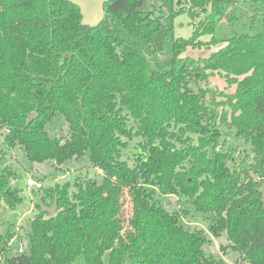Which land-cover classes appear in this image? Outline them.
Masks as SVG:
<instances>
[{
  "label": "trees",
  "instance_id": "1",
  "mask_svg": "<svg viewBox=\"0 0 264 264\" xmlns=\"http://www.w3.org/2000/svg\"><path fill=\"white\" fill-rule=\"evenodd\" d=\"M105 5L89 26L69 0H0V208L24 199L18 148L51 164L42 181L75 160L96 170L37 190L29 252L12 251L22 222L0 226V264H228L205 248L224 233L222 253L264 264V0ZM184 12L189 38L173 32ZM217 73L236 89L210 86Z\"/></svg>",
  "mask_w": 264,
  "mask_h": 264
},
{
  "label": "rangeland",
  "instance_id": "2",
  "mask_svg": "<svg viewBox=\"0 0 264 264\" xmlns=\"http://www.w3.org/2000/svg\"><path fill=\"white\" fill-rule=\"evenodd\" d=\"M193 20L191 19V16L189 15L188 12H184L180 15L177 16L175 26H174V34L175 36H181L185 38H189L192 33H193ZM170 29L162 28L160 31L156 34V43L158 48L163 44V34L165 32H169ZM202 39L204 41H210L212 39V36L210 35H203ZM221 47L220 44H211L210 46H203V47H188L187 50L183 53L184 56H190V57H208L212 54L213 51L218 50ZM210 86L224 90L227 92H232L236 89V87L230 86L227 87L228 84L224 80V78L220 74H215L210 78ZM61 124H64L62 121V118H59V123L51 125V131L52 134L54 135L55 132L59 131ZM62 132V130H61ZM2 142V138L0 137V143ZM129 146L124 150V157H128L131 155L135 150H136V145L139 143V138L135 137L131 140H129ZM7 162L12 164L15 169L19 170L21 173L22 177L17 178L16 180H13L12 184L13 185H19L22 189V196H24V199L21 204H19L15 209H10L7 204H3V207L0 208V226L3 230L7 229L9 226H11L12 223L15 224L16 229L18 227V222H22V227H21V235L20 237L17 238L16 242L12 244V251H17L18 249H24L25 252L30 251V237L28 235V232L26 230V226H28V222L30 219L36 215L38 212V208L35 206L36 205V192L40 194L44 193L43 190H30L27 189L26 187V177L27 175H32V174H40L41 176L44 173H49L50 171L53 170V167L49 162H44L42 163H32L25 157V151L22 148H18L16 150V154H12L9 152L7 156ZM83 161H73L70 165L71 168L67 173L61 174V176H58V179L56 180H48L44 179L45 184L49 185H54L55 183H63L65 181H71L72 183L75 182L77 178L80 176H90L94 177L96 170L92 167L83 166ZM81 167V168H80ZM41 170V171H39ZM177 200L178 196L175 195L174 197L170 198V204L172 205L173 208L177 206ZM35 206V208H33ZM35 209V210H34ZM126 210L130 212L129 204L126 205ZM13 225V224H12ZM14 226V225H13ZM19 230V229H17ZM227 236L226 234H222L220 236H210V241L206 244L205 248L208 253H212L215 255L221 256L223 259L226 260L228 264H239L236 263V256H237V251H230L229 254H224L221 251V244H227Z\"/></svg>",
  "mask_w": 264,
  "mask_h": 264
},
{
  "label": "water",
  "instance_id": "3",
  "mask_svg": "<svg viewBox=\"0 0 264 264\" xmlns=\"http://www.w3.org/2000/svg\"><path fill=\"white\" fill-rule=\"evenodd\" d=\"M71 3L80 6L82 13V23L86 25H99L105 15V3L107 0H69ZM36 117L35 113H31L29 121H32ZM64 135V132L62 133ZM42 210L50 212L52 216H55L58 212V198L55 199L52 206L42 204Z\"/></svg>",
  "mask_w": 264,
  "mask_h": 264
},
{
  "label": "built area",
  "instance_id": "4",
  "mask_svg": "<svg viewBox=\"0 0 264 264\" xmlns=\"http://www.w3.org/2000/svg\"><path fill=\"white\" fill-rule=\"evenodd\" d=\"M45 181L33 177L32 175H27L26 177V187L30 190H41L45 187Z\"/></svg>",
  "mask_w": 264,
  "mask_h": 264
},
{
  "label": "crops",
  "instance_id": "5",
  "mask_svg": "<svg viewBox=\"0 0 264 264\" xmlns=\"http://www.w3.org/2000/svg\"><path fill=\"white\" fill-rule=\"evenodd\" d=\"M33 208H35V206H34ZM34 210H35V209H34Z\"/></svg>",
  "mask_w": 264,
  "mask_h": 264
}]
</instances>
